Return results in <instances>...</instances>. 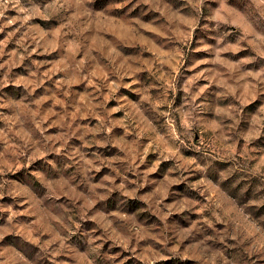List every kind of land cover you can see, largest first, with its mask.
Here are the masks:
<instances>
[{"label":"rangeland","instance_id":"rangeland-1","mask_svg":"<svg viewBox=\"0 0 264 264\" xmlns=\"http://www.w3.org/2000/svg\"><path fill=\"white\" fill-rule=\"evenodd\" d=\"M0 264H264V0H0Z\"/></svg>","mask_w":264,"mask_h":264}]
</instances>
